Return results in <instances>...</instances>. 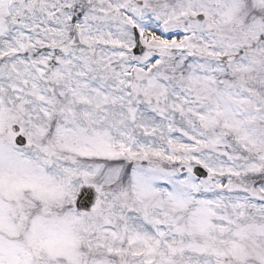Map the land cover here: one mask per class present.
I'll return each instance as SVG.
<instances>
[{
  "label": "snow or ice",
  "instance_id": "6c2138e0",
  "mask_svg": "<svg viewBox=\"0 0 264 264\" xmlns=\"http://www.w3.org/2000/svg\"><path fill=\"white\" fill-rule=\"evenodd\" d=\"M0 264H264V0H0Z\"/></svg>",
  "mask_w": 264,
  "mask_h": 264
}]
</instances>
